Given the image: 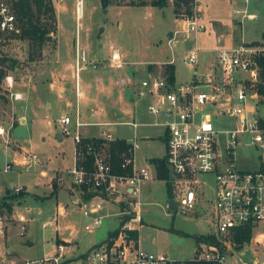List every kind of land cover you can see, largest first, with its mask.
I'll return each mask as SVG.
<instances>
[{
    "label": "rangeland",
    "instance_id": "obj_1",
    "mask_svg": "<svg viewBox=\"0 0 264 264\" xmlns=\"http://www.w3.org/2000/svg\"><path fill=\"white\" fill-rule=\"evenodd\" d=\"M77 1L53 0L57 29L50 34L52 40L47 41L38 51L39 53L34 57L35 60L30 59L29 42L19 39L5 41L0 37V57L11 58L14 61L13 68L18 69H15V73L14 69L3 66L5 74L14 72L17 86L23 85L32 70H37V67L55 60L54 51L58 41L62 60L75 64L79 44L80 49L87 51L89 60V64L80 73L81 90L86 93V84H96L101 75L100 71L112 73L113 80L119 81L115 83L113 98L119 102L133 101L130 107L134 112L132 115L126 111L119 119L114 110H109L105 118H100L96 122L136 119L140 123L149 124L142 125L136 131L131 126L96 125L84 127L82 132L87 138L101 137L104 132H112L114 136L132 142L137 134L139 147L135 151V157L138 166L146 165V161L153 158L161 159L166 153L163 140L165 127L162 124L167 116L153 115L148 107L154 101L148 96L141 97L136 93L139 83L147 76V73L158 76L167 75L165 71L170 64L168 61L172 60L176 68V82L189 84L195 73L208 72L211 63L216 61L220 50L218 37L221 33L226 34L227 39L236 41L237 44L252 42L248 44L264 47V0H199L203 6L207 30L200 34L197 43L186 35H179L178 43L174 46L170 45V40L175 37V34L171 37L170 33H175L180 28L178 18L182 14H176L174 0H167L165 7L154 6L153 3L156 0H110L107 11L102 8L100 0H84L83 15L80 20L77 19L76 14ZM195 4H197L196 0ZM249 14L255 15V18H249ZM197 46L200 48L199 65H189L186 59ZM115 48L120 53L128 51L129 54L123 56L121 63L118 64H114L111 60ZM208 49L213 51H205ZM97 61L101 64L99 66L98 63V67L94 68ZM74 72L73 68L65 69L62 80L69 89L75 90ZM4 76L0 81L2 86L0 103L6 105L9 102L12 107L11 90ZM259 99L258 115L264 118V97L261 96ZM86 102L84 98L81 100L83 105ZM13 106L19 121L20 114L25 109V103L18 101L14 102ZM46 114L50 117L47 118ZM57 123L52 113L41 112L27 125L16 126L11 137L10 135L8 137V134L3 136L9 125H3L5 130L0 128V186L6 189L5 191L13 190L16 186H24L30 195L27 194L24 198L19 196L18 199L22 198V207L31 208V211L25 214L37 219L31 223L27 231L25 230L26 235L21 236V224L16 226L12 211L2 209L5 204L2 201L0 219L5 222L7 228L12 229L9 230L8 236V238L11 236L12 240H6L4 236H0V251L11 246L19 252L21 260L24 259V261H39L51 256L54 251V239L58 237V234L61 239L73 240L74 246L80 247V251H85L96 243L108 240L109 234L119 230L120 225L124 224V222L120 223L118 216H113L104 219L94 231L88 232L85 230L88 218L84 216L80 207L72 204L73 198L71 199L68 191L61 188L62 186L57 184L56 180L57 186L61 188L58 197L33 203L32 194L41 193L44 189L43 186H36L37 178L40 177L43 183L47 181L41 177L37 167L44 164L51 175L56 169H65L71 164L74 156L73 139L65 137L63 142L56 139L55 134L60 127L56 125ZM85 136L84 141L87 143ZM17 141L20 147H25L31 154H36L40 162H35L29 169L26 166L13 164V151L17 149L15 147ZM249 154L245 151L239 152L242 161H245ZM8 163L13 164V169L6 172ZM205 180L208 183L204 190L205 194L207 199L213 200L214 178L207 176ZM149 189L145 198L147 204L143 209L141 230L138 231L143 246L164 252L176 260L193 259L198 249L194 237L214 234L212 206L207 202L200 204L197 210L186 213L181 210L167 209L170 197L166 182L154 179L150 182ZM57 204L66 209V213L61 215L60 223L63 226L60 228L56 224L43 226L48 216L57 217ZM25 209L22 210L25 211ZM39 209L42 211L41 214L38 213ZM69 229L76 232L74 238L70 236ZM261 233H264V224L256 228L250 241L242 248L237 247L224 264H264V238L257 242ZM29 242L32 246H29Z\"/></svg>",
    "mask_w": 264,
    "mask_h": 264
},
{
    "label": "built area",
    "instance_id": "obj_2",
    "mask_svg": "<svg viewBox=\"0 0 264 264\" xmlns=\"http://www.w3.org/2000/svg\"><path fill=\"white\" fill-rule=\"evenodd\" d=\"M83 5L84 0L77 1L78 20L83 15ZM248 17L255 18V15ZM178 20L180 28L170 40L172 46L178 43L179 35H186L197 43L200 34L207 30L198 4L194 5L192 14L182 13ZM19 33L11 3L0 0V37ZM199 53L198 48L191 51L186 62L198 66ZM262 57L264 47L243 43L220 51L209 71L195 73L189 84L171 83L168 75H154L143 80L137 91L141 97L155 99L149 105L153 115L167 116L162 124L166 153L161 158L169 172L163 180L172 191L167 209L186 213L207 202L213 208V235L219 242L201 241L191 260L224 264L236 250L231 240L234 233L240 229H251L253 233L264 224V118L258 115L261 95L257 90ZM111 60L114 64L121 63V54L114 51ZM88 64V53L78 44L75 64L78 98L81 96L80 73ZM97 67L98 63L94 65ZM5 80L11 96L21 99L22 94L12 92L14 77L6 76ZM96 125H129L136 131L144 124L84 121L80 112L75 118L61 117L60 132L73 139L75 148L72 165L57 171L56 180L62 187L79 191L74 204L88 218L85 230L92 232L104 219L118 216L120 223L124 222L118 235L93 246L81 257L69 258L68 243L62 240L52 256L39 261L4 259L2 264H186L187 260H176L164 252L145 248L139 237L146 205L145 187L160 178L156 164L137 165L138 135L130 142L129 156L123 154L121 168L124 172L117 173L109 144L118 138L112 132H104L91 143L84 141L82 129ZM244 151L250 154L242 161L239 152ZM37 160V155L27 157L25 166L30 168ZM11 169L13 165L8 164L5 171ZM207 176L215 181L213 200L207 199L204 191ZM14 191L19 194L26 188L17 186ZM171 199H175L176 207L170 204ZM5 229V222L0 219V236L5 234ZM25 230L24 225L22 235ZM136 231L137 238L131 235ZM259 238L257 242L264 238V233Z\"/></svg>",
    "mask_w": 264,
    "mask_h": 264
},
{
    "label": "crops",
    "instance_id": "obj_3",
    "mask_svg": "<svg viewBox=\"0 0 264 264\" xmlns=\"http://www.w3.org/2000/svg\"><path fill=\"white\" fill-rule=\"evenodd\" d=\"M196 2L198 5H200L201 9L203 10V6L201 5V2L199 0H196ZM58 13H59V9H58ZM218 29H219V26H218ZM173 34H174V32H173ZM219 35H220V37H224L225 40H224V38L220 39V37H218V39H219L218 43H219V49L220 50L218 51L217 55L223 49L235 48V47H237L243 43H245V44L252 43V42H241V43L237 44L236 41H233L231 39H227L226 34L221 33ZM171 37H173V35ZM197 42H198V40H197ZM253 42H256V41H253ZM59 46L60 45H59V41H58L56 44V49L54 51L55 60L52 62H49V63H45L44 65H42L40 67H37V70H32L31 73H29L27 75V77H26L27 79H25L23 85L17 86V81H16L15 76L13 74L15 72V69H17V68H15V67L13 68V66L10 63V65H11L10 68L14 69V72L11 71V72L6 73L4 78H6V76H13L14 77L15 85H14V89L12 90V92L22 94V98L19 100H16L11 96V93H10V98L12 100V107H10L9 102L6 105H4V103H0V128L5 130L3 125H9L8 128L5 130L6 134H4L3 136H5V135L7 136V134H8V137H9V135L11 137V134H12L13 130L16 128V126L19 127V126L27 125V123L29 121H31L32 119H36V117L41 112L52 113L53 116L55 117V120L58 122L56 125H59V126H60V118L61 117L70 116L72 118H75V116L77 115V112H80V115L84 121H92V122L99 121L100 118H105L107 116L109 110L110 111L114 110L117 113L116 116L119 119L121 117H123V114L126 111H128V114H130V115H132L134 113L133 110L130 109L131 103L133 101L127 102V101L123 100L122 102H119V101H116L115 98H113V96L115 95V93H114V88L116 86L115 83L117 84L119 81L115 82L113 80L114 75L112 73H106V72L100 71L101 75L98 79V82H96V84H90V83L86 84V86H85L86 87V90H85L86 93L83 90H81V96L78 98L76 87H75V90L69 89L64 84V82L62 80L65 69L73 68L75 70L74 75H76V67H75L76 61H75V64H73V62L72 63L64 62L61 58V55H60ZM197 48L200 50V48L198 46H197ZM205 51L211 52V51H213V49H208ZM115 52L120 53L118 49H116ZM76 53H77V50H76ZM120 54H121L122 59H123V56L129 55L128 51L121 52ZM160 62H162V61H160ZM168 62L170 64L173 63L172 60H169ZM97 63H99V66H100L101 62L97 61ZM151 63H152V61H151ZM212 63H211V65H212ZM150 76H154V74L147 73V76L145 78H143L141 80V82L139 83L138 89L141 87L142 81L149 78ZM75 78H76V76H75ZM5 82H6V80H5ZM80 89H81V85H80ZM1 90H2V86L0 84V91ZM148 97L150 99H152L153 101H155V99L153 97H151V96H148ZM83 98L87 100L85 105L81 104V100ZM18 101H24V103H25V106H24L25 109L22 110V113L20 114L19 121L17 118L18 114L15 113L16 111L14 110V106H13L14 102H18ZM10 108H12V109H10ZM148 110H149V107H148ZM46 117L49 118L50 116L46 114ZM130 121L140 123L136 119H133ZM130 121H121V122H130ZM117 122H120V121H117ZM96 123H107V122H101L100 121V122H96ZM141 124H144V126L148 125V123H141ZM119 126H129V125H119ZM164 134H165V131H164ZM55 137L59 142H63L65 140V136H63L60 132V127H59V131L55 134ZM93 137H96V136H93ZM93 137H91V138H93ZM117 138L119 140L125 139V138H120V137H117ZM164 138H165V136H164ZM164 138H163V140H164ZM125 140H127V139H125ZM127 142L130 143L131 141L127 140ZM15 147H17V149H14V151H13L14 152L13 153L14 159L12 160V162L16 166L25 167L26 158L30 157L32 155H36V154H31L30 152H28L25 147L24 148L20 147L19 141H17L15 143ZM155 159H160V158H153V159L147 160L146 165L147 164L155 165V163H154ZM36 162H40L39 157H38V160ZM72 162H73V157L71 159V164H69L65 169L70 167L72 165ZM34 163H32V164H34ZM8 164H12V163H8ZM26 168L29 169V167H27V166H26ZM37 168H39V170H40L41 177L44 179H47V181L43 183V181H41L40 177L37 178V181L35 183L36 186H38V187L43 186L44 189H43V191H41V193L34 192L32 194L33 203H37L40 200L43 201V200H50L51 198H54V197L56 198V197H58L60 189L65 188L68 191L71 199L73 198L71 200L72 204L75 206H78V205L74 204V201L77 200V198L79 197V191L75 190V189H71L68 186L59 188L57 186L58 182L56 184V181H57L56 180V172L59 170H62V169H60V168L58 170L56 169V170H54V174L50 175L49 172L45 169L44 164H41ZM158 180L164 181L163 178H160ZM16 187H14L13 190L5 191L6 189L4 190V188L2 186H0V203L2 201L5 203L4 207L2 209H8L9 211H12V213H13L12 217L15 219V222L17 223L16 226L21 224L20 235L25 236L26 231L28 230V227L31 225V223L35 222V220H37V219L31 218L25 214V212H27V213L30 212L31 208L25 209L24 207L21 206L23 203L22 198L27 196V194H29V193H27L26 191H25V194H21L23 192H21L19 194L15 193L14 189ZM149 187H150V182L145 187L146 192L144 195V199L146 198V194L148 193V190H150ZM19 196H21L22 198L18 199ZM57 203H58V200H57ZM9 206H11V209H9ZM57 208H58L57 217L52 216V218H51V216H48L47 220H45L43 222V226H48L51 224H56L58 226V228L63 226V224L60 223V221L62 219L61 215L66 213V209L62 206H58V204H57ZM22 209H25V211H23ZM38 213L41 214L42 211L39 209ZM86 220H85V222H86ZM24 225L26 226V231H25V234L22 235L21 234L22 233V226H24ZM9 230H10V228L6 227L5 234L2 235V237L4 236V238L6 240H8V239L12 240L11 236L8 238ZM69 232H70V236L74 238L76 232L73 229L72 230L69 229ZM62 240H64V239H61L59 237V234H58V237L54 239V251L55 252H56L57 243H60ZM64 241L66 243H68V247H69L68 248V257L69 258L81 257L89 249H91L93 246L100 244V243H96L93 246H91L90 248H88L87 250L80 251V247L74 246L73 240L65 239ZM29 246H32V244H30V242H29ZM149 250H152V249L149 248ZM54 251H53L52 255L55 254ZM48 255H51V254H48ZM0 258H1V264H2V261L4 259L16 260V261H20V262L24 261V259L21 260L19 252L11 246H8V247H6L0 251ZM184 261H186V260H184Z\"/></svg>",
    "mask_w": 264,
    "mask_h": 264
},
{
    "label": "trees",
    "instance_id": "obj_4",
    "mask_svg": "<svg viewBox=\"0 0 264 264\" xmlns=\"http://www.w3.org/2000/svg\"><path fill=\"white\" fill-rule=\"evenodd\" d=\"M11 3L13 10L17 16L18 24L20 28V33L15 35L2 36L3 40L19 39L21 41L29 42L30 47V59L35 60V56L39 53L38 51L43 48L45 43L48 41V38L52 32L57 29V16L56 9L53 3V0H7ZM195 0H174L175 12L177 15L181 13L192 14L194 8ZM154 6L165 7L167 5V0H156L154 1ZM185 9V10H183ZM14 65V61L7 57H0V81L3 78L5 71L3 66L10 67ZM262 72H261V82L257 85V90L259 94L264 97V57L261 58ZM169 77L171 83L176 81V68L173 63L168 64L165 71ZM95 137L87 138L86 142H93ZM102 141V140H101ZM110 149L112 152V159L114 169L117 173H123L124 171L121 168V164L124 160V153L129 156V150L131 144L125 139H118L116 141L110 142ZM154 163L158 167V176L159 178H167L168 170L165 165L164 159H155ZM169 194L172 195V191L169 188ZM11 209V206H9ZM119 230L117 229L114 232L109 234L111 239L117 236ZM185 234V233H183ZM132 236L138 237L137 232L131 233ZM187 235V234H185ZM233 243L235 247L242 248L246 243L252 238L251 229H240L236 231L233 235ZM196 243L201 241H207L211 243H218L216 236H199L194 237ZM186 264H212L206 261H195L187 260Z\"/></svg>",
    "mask_w": 264,
    "mask_h": 264
},
{
    "label": "water",
    "instance_id": "obj_5",
    "mask_svg": "<svg viewBox=\"0 0 264 264\" xmlns=\"http://www.w3.org/2000/svg\"><path fill=\"white\" fill-rule=\"evenodd\" d=\"M100 2H101L102 8L105 11H107L108 8H109V6H110V0H100ZM170 35L172 36L173 33L171 32ZM51 40H52V37L49 36L48 41H51ZM171 177L173 178V174L172 173H171ZM170 204L172 205V207H176V201H175V199H171Z\"/></svg>",
    "mask_w": 264,
    "mask_h": 264
},
{
    "label": "bare ground",
    "instance_id": "obj_6",
    "mask_svg": "<svg viewBox=\"0 0 264 264\" xmlns=\"http://www.w3.org/2000/svg\"><path fill=\"white\" fill-rule=\"evenodd\" d=\"M82 16H80V18H81Z\"/></svg>",
    "mask_w": 264,
    "mask_h": 264
}]
</instances>
